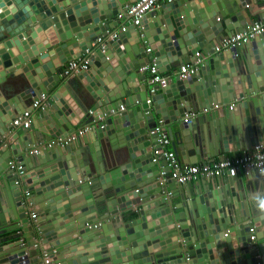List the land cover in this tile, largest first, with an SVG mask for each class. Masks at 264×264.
Segmentation results:
<instances>
[{
	"label": "water",
	"instance_id": "obj_1",
	"mask_svg": "<svg viewBox=\"0 0 264 264\" xmlns=\"http://www.w3.org/2000/svg\"><path fill=\"white\" fill-rule=\"evenodd\" d=\"M135 1L0 0V264H40L44 256L50 264H264V212L249 194L259 181L227 177L222 189L217 179L215 189L210 180L188 183L169 198L164 170L153 162L159 135L150 134L162 123L175 156L189 164L213 162L220 147L228 151L227 136L235 149L240 142L250 149L254 135L264 143V34L242 52L214 51L253 22L247 4L261 0H175L140 27L97 44ZM200 51L208 56L194 75L174 76L150 93L142 66L155 58L160 72L175 71ZM81 57L94 81L88 72L62 78L63 66ZM8 77L13 84L24 77L27 88L9 98ZM41 93L46 106L32 111L30 128L10 132ZM231 100L232 112L210 110ZM197 110L209 113L185 121ZM85 126L93 143L83 135L45 145ZM100 140L110 146L107 159ZM11 161L21 167L19 182L7 169ZM165 184L172 191L175 182ZM182 196V205L174 202Z\"/></svg>",
	"mask_w": 264,
	"mask_h": 264
},
{
	"label": "built area",
	"instance_id": "obj_2",
	"mask_svg": "<svg viewBox=\"0 0 264 264\" xmlns=\"http://www.w3.org/2000/svg\"><path fill=\"white\" fill-rule=\"evenodd\" d=\"M174 1L175 0H136L134 3H128L124 7L123 11L117 16L118 18L126 17L127 19L124 22H127L128 24H122L117 31L115 30L108 32V36L106 38H98L96 43L103 46L109 42V40L118 39L121 33L127 31L129 25L140 27L142 19L147 14L152 13L154 9H156L160 4H170ZM254 5H256L255 9L257 11L262 10L264 12V0H261L260 3ZM262 34H264V14L260 19L254 20L252 23L247 25L242 32L234 33L231 37L222 39L217 45H215L214 51L215 53H220L229 50L233 47H237V45L240 46L241 44L248 43ZM146 52L150 54V49L147 48ZM193 58V61L179 66L175 70L174 76H177L179 79H187L188 77L194 75L198 68L203 64L204 56L200 52H195ZM88 70V59L86 57H81L67 62L64 65L60 76L64 79H70L78 76L80 73L87 72ZM139 71L141 73L146 72L149 75L148 83L151 86L150 93L152 95L157 92L155 86L164 87L171 81V78L173 77H170L169 75L166 76L159 71V68L155 63V58H152V60H150V62L145 66H142ZM46 101L47 95L45 93H41L39 97L32 99L28 105V108H26L20 115H17L11 121V127L13 130H25L30 128L33 116L32 111L42 109L44 106H46ZM234 106L235 104L231 103L229 105H225V108L227 107L228 109L232 110ZM223 107V105H215L212 106L210 110H218L222 109ZM124 109V106H120L119 108L120 111ZM203 112L208 111L204 110ZM202 113L191 112L186 115L185 121H187V119L190 117L194 118L196 115L198 116ZM161 128V125L157 126L150 132V134L157 133L159 135L157 146L153 149V162L158 164L161 158L165 159L166 161V166L163 165L162 168L164 171L160 172V181L164 185L168 179L173 180L177 185H184L197 182L202 179L214 181L215 179H219L223 176L235 178L240 170H243L247 174L252 171L264 172V143H260L255 148L244 151L242 154H238L233 157H223L222 159L213 162L183 164L180 160H178L174 152L166 149L170 144V140L166 132L162 131ZM89 130V126L78 128L70 136L63 139H53L50 142H47L45 145L49 147L53 145L65 146L77 136H83ZM33 151L36 152L37 149H34ZM166 167L167 170H165ZM7 169L12 171L14 170L15 173H17V182H19V177L22 175V172L20 171L21 167L17 166L14 161H11L8 164ZM25 193L28 194V191L26 190ZM167 194V196L171 195L170 193ZM29 217L30 220L34 221L33 223H35L36 219L38 218V214L37 212L29 211ZM250 232V241L255 243V230L251 229ZM49 260V257L44 256L40 264H50Z\"/></svg>",
	"mask_w": 264,
	"mask_h": 264
},
{
	"label": "crops",
	"instance_id": "obj_3",
	"mask_svg": "<svg viewBox=\"0 0 264 264\" xmlns=\"http://www.w3.org/2000/svg\"><path fill=\"white\" fill-rule=\"evenodd\" d=\"M238 2H239V4L241 3V4H243V0H237ZM258 3H260V2H258ZM188 4V3H187ZM108 5H111L110 4V2H108ZM162 5L163 4H160L156 9H154V11L152 12V13H150V14H152V15H156L157 16V14H160L161 13V7H162ZM248 6H249V8H250V15H251V18H252V20L254 21V20H257V19H260L261 17H262V15L264 14V12L261 10V11H257L256 9H255V7H256V5H254L253 3H248ZM147 16V15H146ZM146 16L144 17V23L147 21V19H146ZM220 18V16H217L216 17V21L218 22V21H220V23L222 22V20H223V18L221 17V19H219ZM153 19H154V17H152L151 18V21H153ZM108 22H110V21H108ZM122 24H128L127 22H121V23H119V25L117 26V28L116 29H114V30H112V31H117L118 30V28L122 25ZM112 31H109V32H112ZM219 32H220V30H219ZM122 34V33H121ZM120 36V35H119ZM260 37V36H259ZM259 38L257 37L256 38V40H258ZM221 41V40H220ZM219 41V42H220ZM219 42H216V45L219 43ZM244 44H241L240 46H243ZM240 46H238L237 45V47L239 48V49H241L240 48ZM244 48H245V46H243ZM264 47V46H263ZM215 48V47H214ZM241 52L243 51L242 49L240 50ZM223 52H225V51H223ZM259 52H262V48H259ZM200 53L204 56V59L205 58H207V56L208 55H204L203 54V52L202 51H200ZM194 56V55H193ZM192 56V57H193ZM192 57H190V58H192ZM83 58V57H82ZM58 61V64H59V60H58V57L56 56V59L55 60H52V63L53 62H57ZM55 64H53V66H54ZM64 67V66H63ZM178 68V67H177ZM176 68V69H177ZM88 72V74H87V76H86V79H88V81H90V82H93L94 80H93V77H92V75H91V71H90V67H89V70L87 71ZM174 72L175 71H166L165 73H163L164 75H166V76H170V77H174ZM149 76V75H148ZM77 77V76H76ZM73 78H75V77H73ZM72 78V79H73ZM71 79V80H72ZM14 80H15V78H7V80H6V83L5 84H7L8 82L10 83V85H11V88H12V91L11 92H8V94H7V96L9 97V98H12L11 96L13 95V94H17V93H21L23 90H25L26 88H27V83H26V80H25V78L24 77H18V78H16V84H13V82H14ZM89 82V83H90ZM147 82H148V78H147ZM91 84H93L94 85V83H91ZM157 91V90H156ZM23 93V92H22ZM3 96H5V95H3ZM29 102V101H28ZM231 103H233V104H236V102L235 101H230V103L229 104H231ZM30 104V103H29ZM225 105V104H224ZM236 106V105H235ZM25 108H26V105L24 106ZM24 108V109H25ZM235 108V107H234ZM220 110H222V111H224V110H228V112H232L233 111V109L232 110H230V109H228L227 107L225 108V106L223 107V109H220ZM198 111V112H197ZM197 111H193V112H197V113H200V111L199 110H197ZM211 111H217V110H211ZM207 113H209V112H203L202 114H199L198 116L196 115V117H194V118H197V117H199L200 115H202V116H205ZM233 113H235V112H233ZM235 116V120H237L238 119V117H239V115L238 116H236V115H234ZM192 118V117H191ZM194 118H192V119H194ZM160 125H161V129H162V131H166V127L162 124V123H160ZM206 127H207V125H206ZM173 129L175 130L176 129V127L174 126L173 127ZM90 132L88 131L86 134H84V136L83 137H87L88 139V141L90 142V143H93L92 141H94V139L92 140V138L90 137ZM82 139V138H81ZM256 139V136L254 135V137H252V139H251V148L250 149H252V148H255L258 144H260V143H258V142H254L253 140H255ZM226 142V144H227V146H228V151H225L222 147H220V150L217 152V155H215L214 156V158H213V160L214 161H217V160H220V159H222L223 157H233V156H235V155H238V154H242L244 151H247V150H249V149H246V148H244L243 146H245L242 142H240V147H242V148H240V149H235V147H234V141H233V139H231L230 137H228L227 136V140L225 141ZM2 144L3 143H1L0 144V146H2ZM83 146H85V145H83ZM35 148H40L39 146H36L35 145ZM166 149H168V150H170V151H172V152H174L173 151V148H172V146H171V143L167 146V148ZM39 150V149H38ZM110 151H111V149H110V146H109V144L107 143V141H105V140H100V152L102 153V155H103V158L104 159H107L108 157H109V155H110ZM23 154H25L26 152L24 151V152H22ZM26 154H28V153H26ZM31 154H32V152H31ZM215 154V153H214ZM15 158H17V157H15ZM15 158H14V160H15ZM180 160H181V162L183 163V164H185L184 162V160H186L185 158H180ZM16 161V160H15ZM200 162H209V160L208 159H202ZM158 167L160 168V169H162L163 168V164H162V162H159L158 163ZM165 169V168H164ZM227 177L228 176H223V177H221V178H219V179H217V182H216V184L218 185V186H221L220 187V189H222V186L226 183V181H227ZM236 177H238V179H241L243 182H249L251 179H253V180H255V181H259L258 182V187H256V189H255V191H251V193H249L251 196H250V198L252 199V202H253V204H257L258 203V201L259 200H261V199H264V183H263V181H262V179H264V172H258V171H252V172H249L248 174L247 173H245L243 170H240L239 171V173L237 174V176ZM235 177V178H236ZM230 178V177H229ZM0 189H1V187H4V185L6 184V176L4 175V174H0ZM201 181H204V182H208L209 180H204V179H202V180H199V181H197V182H193V184L194 183H199V182H201ZM210 183H211V185H213L214 186V189H215V183L214 182H212V181H210ZM187 185L188 184H184V185H177L176 183L174 184V187H173V190L172 191H169L168 190V188H167V185L165 184V195L167 194V193H170L171 195L170 196H168L169 198H171L173 195H172V192H177V191H180V193H183L182 191H183V189H185V188H187ZM258 189V190H257ZM168 195V194H167ZM185 201H187V197H181V198H176L175 199V203H177V204H179V205H182V203H184ZM189 202H190V200H188ZM29 211L31 212V211H34V212H37L36 210H35V208L34 207H30L29 208ZM30 218V217H29ZM39 219V214H38V218L36 219V221ZM119 219H120V221H121V223H122V214H120V212H119ZM34 221H31L30 220V223H33ZM36 223V222H35ZM108 224H111V221L109 220V222H108ZM21 232V231H20ZM10 258H13V257H10Z\"/></svg>",
	"mask_w": 264,
	"mask_h": 264
},
{
	"label": "clouds",
	"instance_id": "obj_4",
	"mask_svg": "<svg viewBox=\"0 0 264 264\" xmlns=\"http://www.w3.org/2000/svg\"><path fill=\"white\" fill-rule=\"evenodd\" d=\"M249 43V42H248ZM246 44V43H245ZM257 208L260 210V211H262V212H264V199H261V200H259V202L257 203Z\"/></svg>",
	"mask_w": 264,
	"mask_h": 264
},
{
	"label": "bare ground",
	"instance_id": "obj_5",
	"mask_svg": "<svg viewBox=\"0 0 264 264\" xmlns=\"http://www.w3.org/2000/svg\"><path fill=\"white\" fill-rule=\"evenodd\" d=\"M13 131H14L13 128H11V129H10V132H13Z\"/></svg>",
	"mask_w": 264,
	"mask_h": 264
},
{
	"label": "rangeland",
	"instance_id": "obj_6",
	"mask_svg": "<svg viewBox=\"0 0 264 264\" xmlns=\"http://www.w3.org/2000/svg\"><path fill=\"white\" fill-rule=\"evenodd\" d=\"M10 85V83L8 82L7 84H6V86H9Z\"/></svg>",
	"mask_w": 264,
	"mask_h": 264
}]
</instances>
